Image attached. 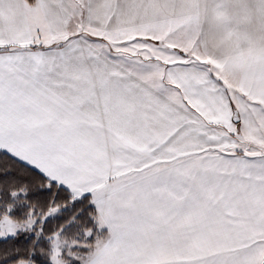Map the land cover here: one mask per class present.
I'll return each instance as SVG.
<instances>
[{"label":"snow or ice","instance_id":"obj_1","mask_svg":"<svg viewBox=\"0 0 264 264\" xmlns=\"http://www.w3.org/2000/svg\"><path fill=\"white\" fill-rule=\"evenodd\" d=\"M0 264H264V0H0Z\"/></svg>","mask_w":264,"mask_h":264}]
</instances>
